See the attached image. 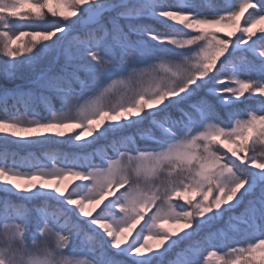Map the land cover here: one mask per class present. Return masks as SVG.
<instances>
[{"label":"snow or ice","instance_id":"1","mask_svg":"<svg viewBox=\"0 0 264 264\" xmlns=\"http://www.w3.org/2000/svg\"><path fill=\"white\" fill-rule=\"evenodd\" d=\"M24 67L0 264H264V0H0V76Z\"/></svg>","mask_w":264,"mask_h":264},{"label":"trees","instance_id":"2","mask_svg":"<svg viewBox=\"0 0 264 264\" xmlns=\"http://www.w3.org/2000/svg\"><path fill=\"white\" fill-rule=\"evenodd\" d=\"M59 19L60 18H53L51 16L48 17L49 21H54V20H59ZM18 23H25L26 24L27 21H24V22L18 21ZM157 28H160V25L157 26ZM22 30H32V29L25 28ZM31 77H32V72L27 67L22 68L17 73V77L15 79H12V80H6L3 76H0V91H3L4 89L15 90V89H17V87L27 89L30 87L29 80L31 79ZM57 107H59L58 101H57ZM3 115H4V113L0 112V117H2ZM101 143H103V141H101ZM5 146L9 149H13V150L21 151V152L28 151L27 149L19 148L16 144H13V143H8L5 145L3 142H0V147H5ZM47 147L59 148L63 151H73V149H69L67 146L62 145V144H51V145H48ZM33 151H39V149H33ZM0 198H4V193H0ZM9 198L16 203H22L16 197L11 196ZM201 236H203V233H201ZM185 243H187V242H185ZM184 246H185V244H181L180 248H183ZM176 251H179V249H176L174 251V253ZM174 253H172L168 258L170 259L174 255Z\"/></svg>","mask_w":264,"mask_h":264},{"label":"rangeland","instance_id":"3","mask_svg":"<svg viewBox=\"0 0 264 264\" xmlns=\"http://www.w3.org/2000/svg\"><path fill=\"white\" fill-rule=\"evenodd\" d=\"M170 2H171V0H170ZM254 2H256V0H254ZM217 4H218V6L222 9V7H223V0H217ZM249 11H252V9H250ZM245 15H247V13L245 14ZM145 23H152V21H144ZM156 26H159V25H156ZM225 31H227V29H225ZM258 35H259V33H258ZM233 39H235V37L233 38ZM253 75H255V73H253ZM247 95V94H246ZM249 104H254L255 103V101H249L248 102ZM239 107H244V105H238ZM222 112H223V110H222ZM0 193H2V192H0ZM13 197H15V196H13ZM33 203H38V202H32V203H28V207L29 208H31V206H32V204ZM222 226V223L221 224H218V225H215L214 227H216V228H219V227H221ZM83 227H85V229L87 230V226L86 225H84ZM244 243H246V241L245 240H241L240 241V244H244ZM180 247H181V245H180ZM179 249V248H178ZM176 249H174L173 250V252L172 253H174V251H175ZM180 250V249H179ZM212 250H216V251H218V252H221L222 251V249H220V248H206V251L199 257V259L201 260V262H202V264H204V262L206 261V256H207V252L208 251H212ZM172 253H169V256L172 254ZM168 256V257H169Z\"/></svg>","mask_w":264,"mask_h":264}]
</instances>
